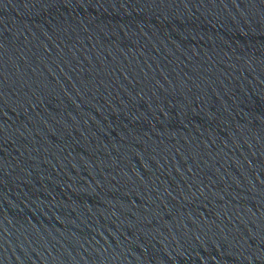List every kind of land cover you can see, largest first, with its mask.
Returning <instances> with one entry per match:
<instances>
[{
    "label": "water",
    "instance_id": "1",
    "mask_svg": "<svg viewBox=\"0 0 264 264\" xmlns=\"http://www.w3.org/2000/svg\"><path fill=\"white\" fill-rule=\"evenodd\" d=\"M0 264H264V0H0Z\"/></svg>",
    "mask_w": 264,
    "mask_h": 264
}]
</instances>
